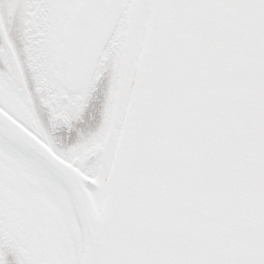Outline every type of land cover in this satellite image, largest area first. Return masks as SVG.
<instances>
[{"label":"snow or ice","instance_id":"6c2138e0","mask_svg":"<svg viewBox=\"0 0 264 264\" xmlns=\"http://www.w3.org/2000/svg\"><path fill=\"white\" fill-rule=\"evenodd\" d=\"M0 264H264V0H0Z\"/></svg>","mask_w":264,"mask_h":264}]
</instances>
